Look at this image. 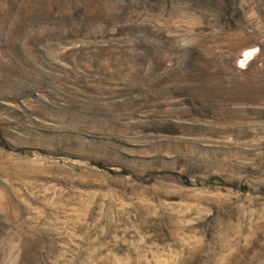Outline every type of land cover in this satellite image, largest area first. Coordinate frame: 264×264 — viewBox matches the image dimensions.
Instances as JSON below:
<instances>
[{
	"label": "rangeland",
	"instance_id": "rangeland-1",
	"mask_svg": "<svg viewBox=\"0 0 264 264\" xmlns=\"http://www.w3.org/2000/svg\"><path fill=\"white\" fill-rule=\"evenodd\" d=\"M0 264H264V0H0Z\"/></svg>",
	"mask_w": 264,
	"mask_h": 264
},
{
	"label": "bare ground",
	"instance_id": "bare-ground-1",
	"mask_svg": "<svg viewBox=\"0 0 264 264\" xmlns=\"http://www.w3.org/2000/svg\"><path fill=\"white\" fill-rule=\"evenodd\" d=\"M254 54V51L253 50H248L246 52H244L238 59H237V62H236V65L237 67L241 68L243 67L244 65H246L249 60H250V57L253 56Z\"/></svg>",
	"mask_w": 264,
	"mask_h": 264
}]
</instances>
